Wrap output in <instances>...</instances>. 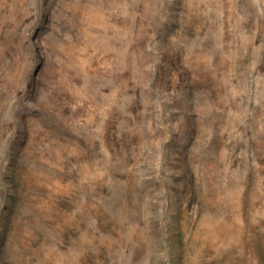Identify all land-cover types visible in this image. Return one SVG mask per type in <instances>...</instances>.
<instances>
[{
  "label": "rangeland",
  "instance_id": "1",
  "mask_svg": "<svg viewBox=\"0 0 264 264\" xmlns=\"http://www.w3.org/2000/svg\"><path fill=\"white\" fill-rule=\"evenodd\" d=\"M0 264H264V0H0Z\"/></svg>",
  "mask_w": 264,
  "mask_h": 264
}]
</instances>
